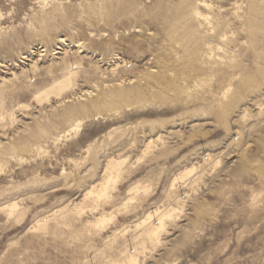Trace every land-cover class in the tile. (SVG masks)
Listing matches in <instances>:
<instances>
[{"label": "rangeland", "instance_id": "1", "mask_svg": "<svg viewBox=\"0 0 264 264\" xmlns=\"http://www.w3.org/2000/svg\"><path fill=\"white\" fill-rule=\"evenodd\" d=\"M256 14L264 0H0V264H264ZM209 49L220 62L199 57ZM157 58L185 78L168 71L134 106L57 116L116 83L115 62L141 76ZM67 63L73 98L55 108ZM110 161L128 172L101 194ZM166 209L149 237L147 215Z\"/></svg>", "mask_w": 264, "mask_h": 264}, {"label": "bare ground", "instance_id": "2", "mask_svg": "<svg viewBox=\"0 0 264 264\" xmlns=\"http://www.w3.org/2000/svg\"><path fill=\"white\" fill-rule=\"evenodd\" d=\"M259 1V0H258ZM259 4V3H258ZM208 5V4H207ZM210 10V9H209ZM260 10V9H259ZM186 12V11H185ZM195 13V12H194ZM254 16V14H253ZM255 19L251 21V23L249 24V31H251L254 35V37L257 39L253 42H256L257 47H259L260 45L262 46L264 44V38H263V31H264V20H262V22H259L260 18L257 16V14L255 15ZM184 17V16H183ZM194 18L199 21V20H204L206 22L209 23L208 18L204 17L201 14L196 13ZM264 19V18H263ZM192 20V19H191ZM250 21V20H249ZM210 24V23H209ZM211 25V24H210ZM199 28V27H198ZM214 28V27H213ZM216 29V28H215ZM209 30V29H208ZM200 31V30H199ZM211 31V29L209 30ZM216 32V31H215ZM208 33V32H207ZM218 33H220V31H218ZM217 33V35H218ZM202 34V33H201ZM221 40H224L226 38V34L225 35H219ZM197 38V37H196ZM217 38V37H216ZM218 39V38H217ZM195 40V39H194ZM64 41V40H63ZM252 41V40H249ZM196 43V42H195ZM210 43V42H209ZM198 44V43H197ZM201 44V43H200ZM252 44V43H251ZM255 44V43H254ZM63 45V44H62ZM253 45V44H252ZM205 46V45H204ZM218 46V45H217ZM81 46L79 45V48ZM196 47V46H195ZM256 48V47H255ZM261 48V47H259ZM258 48V49H259ZM264 48V47H263ZM81 49V48H80ZM203 50V49H202ZM262 50V48H261ZM263 51V50H262ZM258 53H261L259 51H256ZM68 53V52H67ZM198 53V52H197ZM200 53V52H199ZM71 54V53H70ZM203 54V53H202ZM262 54H264L262 52ZM257 56V55H256ZM260 56V54L258 55ZM257 56V57H258ZM185 57V56H184ZM200 58L207 59L208 61H218L220 62L221 58H218V56L215 55V52L213 49H209L208 53H205L204 55L199 54ZM263 57V56H262ZM194 58V57H193ZM197 58V57H196ZM199 58V59H200ZM261 58V57H260ZM260 58H258L260 60ZM66 61V60H65ZM159 62V64L161 63L162 67H156L153 66L154 69H152L151 71L141 76H131V75H124L126 72H129V70L131 69V67H125L123 68L125 65L127 64H123V61H117L115 62L114 69L111 70L112 73H119L121 75L120 79H118L116 81V83L112 84V85H105L101 88L100 92L98 93V91L96 93L94 92H86L84 96H86L84 100L87 101L86 104L80 105L79 107H68L66 108L64 111H62L61 113H59L57 116L61 119H68V117L75 113L78 112H83V113H88V109L89 108H95V109H99L102 108L103 105L107 104L108 101H114L115 104L116 102L119 103H124L127 106H134L135 104L141 102V95L143 94V90L149 87L157 88L158 86L164 87L165 85H167L166 80H167V72H178L180 76H182V78H185L184 76H186V71L184 66L178 67H174L172 62L168 63L165 61H162V59H158L157 60ZM180 61V60H179ZM201 61V60H200ZM207 61V62H208ZM202 62V61H201ZM264 62V61H263ZM108 63V62H107ZM168 63V64H167ZM203 63V62H202ZM260 63V62H259ZM117 64V65H116ZM264 64V63H263ZM65 65V64H64ZM78 64L77 63H67L64 67V71L62 72L61 78L53 81V85L51 87V90L47 96H50L51 94H54L56 97H59L61 99V101H55L53 102L55 104V108L61 107L63 105H65L66 103H69L70 101L67 100H71L70 95H68L67 93H65L66 91L71 90V86L74 84V79L72 78V75L74 73V67H76ZM116 65V66H115ZM119 65H123V67L119 66ZM157 65V62H156ZM198 65V64H197ZM259 65V64H258ZM158 66V65H157ZM157 68V69H156ZM190 68V67H189ZM177 69V70H176ZM259 71V70H258ZM263 72V71H261ZM264 73V72H263ZM259 75V74H258ZM102 77V76H101ZM243 78V77H242ZM152 80V82H148V80ZM244 79V78H243ZM258 79V78H257ZM242 80V79H241ZM261 80V79H260ZM254 81V80H253ZM255 82V81H254ZM262 82V81H261ZM100 83V82H99ZM112 83V82H111ZM151 84V85H150ZM245 84V83H244ZM51 86V85H50ZM176 86V85H175ZM258 86V85H257ZM250 88V87H249ZM182 89V88H181ZM233 89V88H232ZM73 90V89H72ZM251 90V89H250ZM54 91V92H53ZM41 92V91H40ZM179 92V91H178ZM250 92V91H249ZM45 93V92H44ZM148 94V93H147ZM245 94V93H244ZM235 95V94H234ZM159 96V95H158ZM42 97V96H41ZM45 98V97H44ZM240 98V97H239ZM51 99V98H50ZM146 99V98H145ZM144 99V100H145ZM57 100V99H56ZM38 101V100H37ZM41 101V100H40ZM53 101V100H52ZM51 101V102H52ZM75 101V100H74ZM230 101V100H229ZM113 102V103H114ZM225 102V101H224ZM146 103V102H145ZM229 103V102H227ZM238 103V102H237ZM111 104H109L110 106ZM257 105V104H256ZM229 106V104H228ZM236 107V106H235ZM262 107V106H261ZM230 108V107H229ZM227 109V107H226ZM246 111V110H245ZM228 116V115H227ZM245 116V115H244ZM70 118V117H69ZM64 121V120H63ZM66 122V121H65ZM68 124V123H67ZM158 124V123H157ZM152 125V124H151ZM144 126V125H143ZM142 126V127H143ZM154 127V126H153ZM158 127V126H157ZM80 128V125L78 124L75 130H78ZM159 128V127H158ZM149 129V128H148ZM155 130V129H154ZM157 130V129H156ZM155 130V131H156ZM159 130V129H158ZM152 131V130H151ZM131 132V131H130ZM150 132V131H149ZM148 134L151 136V133ZM35 133V132H34ZM142 133V132H141ZM155 133V132H154ZM130 134V133H129ZM157 134V133H156ZM160 132H158V134L155 136H151L153 137V139H155L154 137H157L156 140L154 142H151V145H156L158 142H164L162 136H159ZM145 133H142L140 138L142 139L140 142L141 144L145 143V139H147L145 136ZM152 139V140H153ZM133 140V139H132ZM148 140V139H147ZM148 145V144H147ZM141 146V145H140ZM144 146V145H142ZM154 147V146H153ZM150 147H146L144 153L149 149ZM154 149V148H152ZM160 152H158L159 154ZM149 154V153H148ZM119 162V161H118ZM105 171L109 172V176L107 177V180L104 184H102V191L101 194H104L107 189L110 186V182L114 181L115 179H119L120 178V173L123 174L124 170L122 168V165H120L119 163H114L112 161H110L108 163V165L106 166ZM128 172V171H127ZM125 172V173H127ZM124 173V175H125ZM113 174H117V175H113ZM174 210L173 209H166L165 211L159 212L156 215H147V219L150 223H153V227L154 228H150V232H149V237L151 238H155L164 228H165V220L169 219L172 217ZM151 219H156L153 222H151ZM148 233V231H147ZM158 237V236H157ZM126 264H137V261L135 259H133L132 257L129 258V260L127 261Z\"/></svg>", "mask_w": 264, "mask_h": 264}]
</instances>
